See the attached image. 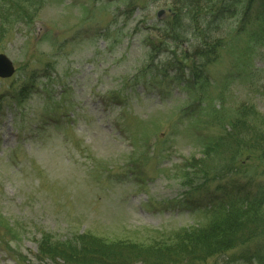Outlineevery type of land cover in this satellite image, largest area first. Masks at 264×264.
<instances>
[{"label":"rangeland","instance_id":"obj_1","mask_svg":"<svg viewBox=\"0 0 264 264\" xmlns=\"http://www.w3.org/2000/svg\"><path fill=\"white\" fill-rule=\"evenodd\" d=\"M19 1L32 17L0 35L13 67L0 78V264H41L42 234L148 243L207 225L238 188L264 191V165L246 153L237 181L194 195L183 184L237 107L264 116L263 39L226 17L174 43L161 31L173 0ZM211 46L189 86L180 68L189 77ZM260 242L202 264H258Z\"/></svg>","mask_w":264,"mask_h":264},{"label":"trees","instance_id":"obj_2","mask_svg":"<svg viewBox=\"0 0 264 264\" xmlns=\"http://www.w3.org/2000/svg\"><path fill=\"white\" fill-rule=\"evenodd\" d=\"M173 3L175 8L170 9L161 31L171 36L174 43L182 41L191 24L196 28L201 23L209 26L226 17L235 19L240 31L247 30L255 42L264 41V0H173ZM17 17L25 21L32 17L19 0H9L0 6V35L4 32L2 27L12 25ZM212 48L195 50V57L188 64L189 77L180 68V75L189 86L205 79L204 63L198 64L195 59L197 56L207 61ZM176 78L180 80L179 76ZM243 153L256 155L264 165V116L245 104L235 109L234 118L228 119L220 135L208 139L200 157L186 162L183 176V184L189 191L186 193L194 195L201 186L223 178L237 181L235 175L241 170L239 157ZM234 196L207 225L178 229L148 243L107 242L86 232L59 239L42 234L35 258L41 264H202L262 239L254 254H259L258 264H264V191L248 194L238 188Z\"/></svg>","mask_w":264,"mask_h":264},{"label":"water","instance_id":"obj_3","mask_svg":"<svg viewBox=\"0 0 264 264\" xmlns=\"http://www.w3.org/2000/svg\"><path fill=\"white\" fill-rule=\"evenodd\" d=\"M165 10L160 9L157 12V16L160 17ZM13 73V67L11 61L4 55L0 53V77H9Z\"/></svg>","mask_w":264,"mask_h":264}]
</instances>
